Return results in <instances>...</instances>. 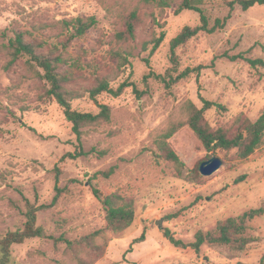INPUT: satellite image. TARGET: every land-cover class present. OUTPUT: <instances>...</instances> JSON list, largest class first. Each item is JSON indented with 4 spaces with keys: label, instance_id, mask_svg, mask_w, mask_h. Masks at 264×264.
Instances as JSON below:
<instances>
[{
    "label": "rangeland",
    "instance_id": "374dc122",
    "mask_svg": "<svg viewBox=\"0 0 264 264\" xmlns=\"http://www.w3.org/2000/svg\"><path fill=\"white\" fill-rule=\"evenodd\" d=\"M228 1H205L210 25L231 16L223 27L200 32L177 49L178 72L191 71L167 87L151 73L165 75L172 67L170 41L185 26L200 24L199 12L175 14L173 8L162 10L139 0H0V240L24 228L27 200L49 205L58 194L57 202L38 212L37 221L54 238L13 244L9 264L72 260L61 236L79 241L106 227V210L94 187L104 195L118 192L132 199L135 220L120 233L105 232L100 256L77 243L75 251L85 262L73 264H264V215L248 221L251 242L236 258L214 247L210 236L197 253L192 247H176L165 234L190 243L199 231H213L219 220L264 203V145L242 160L236 149L208 151L184 124L168 139L184 165L158 155V134L172 122L186 120L184 107L190 100L199 108L203 98L225 106L205 111L214 129L235 130L239 116L255 121L264 113V67L244 58L264 59V5L244 10L237 4L231 10ZM135 8L140 13L136 39H118ZM90 15L98 23L64 48L67 36L59 21ZM162 31L164 40L151 52ZM18 33L27 41H46L42 51L57 44L56 54L81 63L78 79L68 84L81 93L72 102L75 109L98 112L99 103L110 105V121L85 128L83 154H77L79 143L62 107L45 96L46 80L35 62L22 56L9 63L7 46ZM119 50L132 55L125 65ZM97 75H108L114 87L124 81L134 85L119 96L103 92L94 100L87 89ZM214 155L223 160L222 167L209 176L198 171L192 181V171ZM112 166L116 169L110 177L99 174ZM144 231L146 239L129 251Z\"/></svg>",
    "mask_w": 264,
    "mask_h": 264
},
{
    "label": "trees",
    "instance_id": "16d2710c",
    "mask_svg": "<svg viewBox=\"0 0 264 264\" xmlns=\"http://www.w3.org/2000/svg\"><path fill=\"white\" fill-rule=\"evenodd\" d=\"M206 0H139L143 5H155L158 8L174 9L175 14H180L184 10H194L200 13V24L196 26H185L175 37L170 41L171 46V62L170 67L165 75L151 73V76L161 80L167 87L177 83L182 78L190 74V68L178 72L179 57L177 49L185 45L189 40L196 37L200 32H214L216 29L223 27L225 21L231 16L229 14L224 23L217 19L214 25H210L209 18L206 14L203 5ZM240 5L244 10H247L257 4L264 5V0H231L228 5L231 10L235 5ZM140 22V13L138 8L132 10L126 18V29L119 32L117 37L120 40L129 42L136 39V28ZM63 31L66 32L67 39L61 42V45L68 46L74 39L86 36L88 31L98 23V19L94 15L77 16L71 19H64L59 21ZM165 38V32L162 31L160 35L154 40L151 52H154ZM46 44V41H27L21 33H18L15 38L10 39L7 46L11 60L9 63L16 62L22 56H28L29 59L35 62L38 74L46 80L45 96L53 98L62 107L66 119L72 124V130L76 134L79 143V153L83 154L82 137L86 133L85 128L98 126L103 122L111 120V107L106 103H99V111H80L73 107L74 99L81 96L79 91L71 89L68 84L75 83L77 78L76 72L80 70L79 61L77 59L70 60L63 54H56L58 50L57 44L54 48L42 51L41 48ZM117 56L122 60V64L129 62V57L132 56L126 50H119ZM252 66H263L264 59L244 57ZM75 67V68H74ZM83 70V67L81 68ZM174 72H177L174 75ZM134 85L130 81H124L119 86L111 85V79L108 75H97L95 84L87 89L90 97L97 100V96L103 92H108L114 96H119L126 87ZM204 106L199 108L191 100L185 104L187 118L185 121L172 122L167 128L160 131L157 136L156 143L159 147V157L173 162L175 164L184 165L180 156L173 150L168 139L172 137L178 129L184 124L190 126L204 147L208 151H214L218 148L229 152L236 149V154L239 159H248L257 149L264 145V113L252 121L246 116H239L236 120L235 130H229L225 127L217 129L212 128L205 118V111L212 106L224 108L221 103L210 101L203 98ZM72 156H77L76 154ZM200 167V165H199ZM199 167L192 171L191 180L196 181L199 176ZM116 167L112 166L107 170L100 171L105 177H110L115 172ZM58 192L61 189L57 188ZM94 195L101 201L106 210V227L104 230L96 231V233L86 236L79 241H71L70 239L61 236L60 240L65 241L68 247L72 250V260L65 264H73L75 261L85 262L77 251L75 245L85 244L88 246L93 254L100 256L105 249L107 241H105V232L120 233L130 227L136 216L135 205L132 199L126 198L118 192L109 195L102 194L101 190L94 187ZM58 194L55 196L53 203L57 202ZM52 204L36 205L27 200L26 222L23 229L7 232L0 240V264H9L12 259L11 246L15 243H23L25 240L34 237H49L44 228L37 223L38 212L47 209ZM264 215V203L257 207L245 211L237 217H228L217 222L216 228L205 234L199 231L196 234V239L193 242L186 243L181 239H177L169 231H166V236L170 242L176 247H192L197 253H200L202 245L207 241V236H210V243L225 252L227 257L236 258L240 256L251 242V238L247 235L248 221L256 217ZM146 239V232L134 239L129 251L132 250L136 243H140ZM58 241V239H56Z\"/></svg>",
    "mask_w": 264,
    "mask_h": 264
},
{
    "label": "water",
    "instance_id": "95a60500",
    "mask_svg": "<svg viewBox=\"0 0 264 264\" xmlns=\"http://www.w3.org/2000/svg\"><path fill=\"white\" fill-rule=\"evenodd\" d=\"M223 165V160L219 156H212L200 164L199 171L204 176H209L217 171ZM159 227H162V221H158Z\"/></svg>",
    "mask_w": 264,
    "mask_h": 264
}]
</instances>
